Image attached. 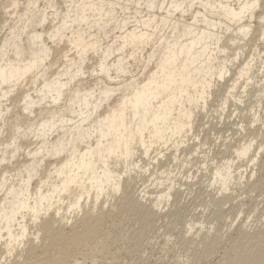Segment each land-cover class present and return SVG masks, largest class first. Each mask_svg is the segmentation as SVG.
Wrapping results in <instances>:
<instances>
[{"label": "clouds", "instance_id": "clouds-1", "mask_svg": "<svg viewBox=\"0 0 264 264\" xmlns=\"http://www.w3.org/2000/svg\"><path fill=\"white\" fill-rule=\"evenodd\" d=\"M0 264H264V0H0Z\"/></svg>", "mask_w": 264, "mask_h": 264}]
</instances>
